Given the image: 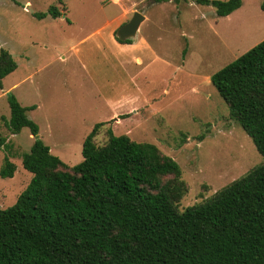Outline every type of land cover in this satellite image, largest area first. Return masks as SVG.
Wrapping results in <instances>:
<instances>
[{
	"label": "rangeland",
	"instance_id": "374dc122",
	"mask_svg": "<svg viewBox=\"0 0 264 264\" xmlns=\"http://www.w3.org/2000/svg\"><path fill=\"white\" fill-rule=\"evenodd\" d=\"M52 7L63 16H35ZM135 12L146 16L132 39H145L138 50L150 49L142 66L120 56L116 36ZM263 41L261 0H243L228 17L196 0H0V51L18 64L0 89V134L17 167L14 178L0 176V208L14 205L33 177L21 155L34 136L28 128L13 135L3 122L11 95L36 107L28 115L39 138L70 166L83 161L84 141L98 123H105L99 145L109 130L157 145L189 186L182 210L241 178L264 157L211 78ZM6 154L0 149V171Z\"/></svg>",
	"mask_w": 264,
	"mask_h": 264
},
{
	"label": "trees",
	"instance_id": "16d2710c",
	"mask_svg": "<svg viewBox=\"0 0 264 264\" xmlns=\"http://www.w3.org/2000/svg\"><path fill=\"white\" fill-rule=\"evenodd\" d=\"M196 3L228 17L243 0ZM35 16L63 14L52 7ZM17 68L1 49L0 89ZM211 80L264 157V41ZM8 102L6 128L13 135L28 128L35 141L21 155L31 182L14 205L0 208V264H264V162L182 210L189 186L180 165L157 145L112 130L99 145L105 123H98L84 141L83 161L70 166L39 138L28 115L36 107L22 106L14 95ZM0 149L7 151L0 176L14 178L17 167L2 134Z\"/></svg>",
	"mask_w": 264,
	"mask_h": 264
},
{
	"label": "water",
	"instance_id": "95a60500",
	"mask_svg": "<svg viewBox=\"0 0 264 264\" xmlns=\"http://www.w3.org/2000/svg\"><path fill=\"white\" fill-rule=\"evenodd\" d=\"M145 21V16L140 12H135L133 18L124 24L117 31L116 36L121 42L136 39L142 23Z\"/></svg>",
	"mask_w": 264,
	"mask_h": 264
},
{
	"label": "crops",
	"instance_id": "0c3cea01",
	"mask_svg": "<svg viewBox=\"0 0 264 264\" xmlns=\"http://www.w3.org/2000/svg\"><path fill=\"white\" fill-rule=\"evenodd\" d=\"M145 20H146V16H145ZM140 43L144 45L146 43L145 39L140 40L138 43H132V44H122L121 43L122 47H125V45H128L129 47L128 46L125 47V48L118 47L120 56H123V58L134 59L133 61L136 63L137 66H142V62L144 61V58H145V55L143 54V52L146 53L150 49H146L145 48L144 50H138V46L137 45L140 44ZM128 49H132L133 51L128 50Z\"/></svg>",
	"mask_w": 264,
	"mask_h": 264
}]
</instances>
